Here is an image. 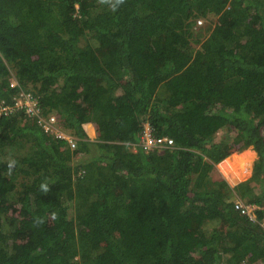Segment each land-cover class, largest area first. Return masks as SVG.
I'll use <instances>...</instances> for the list:
<instances>
[{
    "label": "trees",
    "instance_id": "trees-1",
    "mask_svg": "<svg viewBox=\"0 0 264 264\" xmlns=\"http://www.w3.org/2000/svg\"><path fill=\"white\" fill-rule=\"evenodd\" d=\"M21 88L77 146L0 116V264L264 259V0H0V103ZM145 121L174 145L133 150ZM235 144L257 153L250 178L210 184ZM255 184L252 220L234 198Z\"/></svg>",
    "mask_w": 264,
    "mask_h": 264
},
{
    "label": "built area",
    "instance_id": "built-area-1",
    "mask_svg": "<svg viewBox=\"0 0 264 264\" xmlns=\"http://www.w3.org/2000/svg\"><path fill=\"white\" fill-rule=\"evenodd\" d=\"M13 84H16V82H13ZM14 98L15 99L11 103L5 101L0 103V116H6L13 113H23L25 119L29 118L35 120L49 134L58 138L66 139L73 148L77 146L76 136L64 126L58 112H42L38 95L30 90L21 88L18 95ZM139 136V142L134 143V145L136 148L142 147L146 152L153 150L162 151L165 148L174 145V139L171 136L154 134L152 126L148 121L143 123ZM235 206L241 212L249 215L252 220H257L256 208L261 206L239 199L235 200ZM258 264H264V259L258 260Z\"/></svg>",
    "mask_w": 264,
    "mask_h": 264
},
{
    "label": "rangeland",
    "instance_id": "rangeland-1",
    "mask_svg": "<svg viewBox=\"0 0 264 264\" xmlns=\"http://www.w3.org/2000/svg\"><path fill=\"white\" fill-rule=\"evenodd\" d=\"M217 17L218 16L216 14L210 13L206 16H200L194 21V23H193V35H192V40L195 39V42L193 41L194 45L198 46L199 45V43H198L199 39H203L204 37H206V35L209 34L211 28L214 26V24L217 20ZM111 49H112L111 46L102 47L101 51H111ZM158 63H160V62H158ZM12 81L16 82L15 78H13ZM87 130L89 131L90 136L92 138H95L96 131L94 129V126L92 127V129H90L89 126L87 125ZM232 132H233V130L230 127L224 126L214 134L211 142H216V141L221 140L223 138H228L227 136L231 137ZM237 147H238V145L235 144V147L232 149V151L226 153L223 156V159L221 161H223L226 156H231V155H233L235 153H239V152L240 153L246 152L248 154L249 151L253 152V159L251 157L250 158L247 157V158L240 159L238 162H236V160H234V158H231L230 159L231 162L230 161L226 162L227 165L221 164V161L216 163L215 168L212 171V175L209 178L210 184L214 183L218 180H221V179H226L230 183V185L234 186L237 183H239L240 181L247 180L250 178V176L252 174L253 162L257 156V153L255 156L253 146H249L243 150H238ZM131 148L133 150L137 149L134 144H131ZM27 149H28V147L24 150H27ZM24 150L21 149V151H24ZM7 154H8V157L17 155L18 152H17L16 147H11L8 150ZM250 169H251L250 175H248L247 177H245L243 179H238V180L234 181L232 176H234L236 178V176L240 175L241 172H243L245 170H250ZM23 178H24L23 174L20 173L19 179L22 180ZM259 192H260V186L258 184H255L250 189H246V190H243L241 193L240 192L237 193L235 195L234 200L239 199V200H243L245 202H249ZM18 209H19V206L17 204H15V207H14L12 213L17 215L19 212Z\"/></svg>",
    "mask_w": 264,
    "mask_h": 264
},
{
    "label": "crops",
    "instance_id": "crops-1",
    "mask_svg": "<svg viewBox=\"0 0 264 264\" xmlns=\"http://www.w3.org/2000/svg\"><path fill=\"white\" fill-rule=\"evenodd\" d=\"M89 124H92L91 122H88V123H86V128H87V125H89ZM254 153H255V156H256V151L254 150ZM253 152H249L248 154L246 153V152H243V153H241V154H239V155H232V156H230V157H240L241 159H243V158H252L253 159ZM230 157H228V158H230ZM228 158H226V159H228ZM226 159L223 161V164L224 165H227L226 164ZM251 171V170H250ZM239 172V171H238ZM248 175H250V172H249V174ZM248 175H246V176H244V177H242V176H239V175H237L236 176V178L234 177V176H232L233 177V179H234V181L235 180H238V179H243V178H245V177H247Z\"/></svg>",
    "mask_w": 264,
    "mask_h": 264
},
{
    "label": "clouds",
    "instance_id": "clouds-1",
    "mask_svg": "<svg viewBox=\"0 0 264 264\" xmlns=\"http://www.w3.org/2000/svg\"><path fill=\"white\" fill-rule=\"evenodd\" d=\"M101 2L102 3H105V2H108V0H101ZM122 2V0H116V3H121ZM16 80V79H15ZM16 83H17V81H16ZM93 125V124H92ZM95 129V128H94ZM134 144V143H133ZM136 150V149H135ZM234 202H235V200H234ZM250 203H254V202H252V201H249ZM260 206V205H259ZM263 207V206H262ZM257 264H258V261L256 262Z\"/></svg>",
    "mask_w": 264,
    "mask_h": 264
}]
</instances>
